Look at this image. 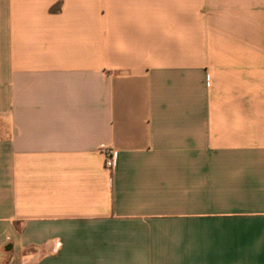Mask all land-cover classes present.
I'll return each mask as SVG.
<instances>
[{"label": "crops", "instance_id": "obj_1", "mask_svg": "<svg viewBox=\"0 0 264 264\" xmlns=\"http://www.w3.org/2000/svg\"><path fill=\"white\" fill-rule=\"evenodd\" d=\"M0 264H264V0H0Z\"/></svg>", "mask_w": 264, "mask_h": 264}, {"label": "built area", "instance_id": "obj_2", "mask_svg": "<svg viewBox=\"0 0 264 264\" xmlns=\"http://www.w3.org/2000/svg\"><path fill=\"white\" fill-rule=\"evenodd\" d=\"M99 152L103 158L104 167L106 169H111L113 167L116 152L108 147H100Z\"/></svg>", "mask_w": 264, "mask_h": 264}, {"label": "water", "instance_id": "obj_3", "mask_svg": "<svg viewBox=\"0 0 264 264\" xmlns=\"http://www.w3.org/2000/svg\"><path fill=\"white\" fill-rule=\"evenodd\" d=\"M9 248H10V246L8 245V246L5 248V250H9Z\"/></svg>", "mask_w": 264, "mask_h": 264}]
</instances>
